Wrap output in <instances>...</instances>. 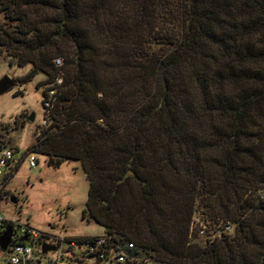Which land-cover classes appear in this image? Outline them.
<instances>
[{
    "label": "trees",
    "instance_id": "trees-1",
    "mask_svg": "<svg viewBox=\"0 0 264 264\" xmlns=\"http://www.w3.org/2000/svg\"><path fill=\"white\" fill-rule=\"evenodd\" d=\"M0 14V53L30 65L16 81L45 76L46 124L22 154L79 161L104 229L62 242L103 238L121 264H264V0H0ZM198 212L232 233L199 239Z\"/></svg>",
    "mask_w": 264,
    "mask_h": 264
},
{
    "label": "rangeland",
    "instance_id": "rangeland-1",
    "mask_svg": "<svg viewBox=\"0 0 264 264\" xmlns=\"http://www.w3.org/2000/svg\"><path fill=\"white\" fill-rule=\"evenodd\" d=\"M2 21L0 14V23ZM29 70L30 65H10L6 54L0 53V79L8 75L15 82L10 91L0 95V145L17 150L18 155L35 142L43 122V87L46 86L39 87V84L45 76L37 74L24 84L16 81ZM31 112L35 115L30 122ZM88 186L79 161L65 160L55 168L47 164V157L36 154L34 168H29L28 160L24 159L6 183L0 213L7 219H17L56 238L100 236L104 234L103 227L84 214ZM13 198L14 203L11 202ZM201 216L199 212L194 216V226L199 222L198 228L203 229L202 234L198 233L199 239L213 238L224 232L222 223L216 224Z\"/></svg>",
    "mask_w": 264,
    "mask_h": 264
},
{
    "label": "built area",
    "instance_id": "built-area-1",
    "mask_svg": "<svg viewBox=\"0 0 264 264\" xmlns=\"http://www.w3.org/2000/svg\"><path fill=\"white\" fill-rule=\"evenodd\" d=\"M54 63L60 67L61 59H54ZM61 81V77H57L56 83L60 84ZM49 93L52 95L54 90ZM44 106L49 107V102L44 103ZM45 124L46 122L43 120L42 126ZM24 159L28 160L29 168L35 167L36 153L18 155L14 149L8 146H0V201L6 183L16 173V166ZM7 229H10L13 234L7 247L4 250L0 249V264H86L87 261L93 262V264H121L127 257V253L123 249L105 252L101 248L104 243L103 238H98L93 245L77 244L75 241L62 242V238L37 231L29 224L21 223L17 219H7L0 213V235ZM199 233L202 234L203 229H199ZM224 233H231L230 224L227 223L224 226ZM21 238L24 240H20ZM43 243L56 246V251L42 253ZM134 247L132 242L124 244V248L127 250H132ZM49 254L51 255L49 256ZM76 255L84 257L81 263L74 260Z\"/></svg>",
    "mask_w": 264,
    "mask_h": 264
},
{
    "label": "water",
    "instance_id": "water-1",
    "mask_svg": "<svg viewBox=\"0 0 264 264\" xmlns=\"http://www.w3.org/2000/svg\"><path fill=\"white\" fill-rule=\"evenodd\" d=\"M14 86H15V82L8 75H4L0 79V95L10 91ZM34 115L35 114L33 112L30 113L28 117V120L30 122L34 120ZM11 202L14 203L15 199L13 198ZM12 234H13L12 231L10 229H7L0 235L1 250H4L7 247V245L10 242ZM20 240H24V238H21ZM56 249H57L56 246L47 243H43L41 247L42 253L54 252L56 251ZM60 252L62 253V250H60Z\"/></svg>",
    "mask_w": 264,
    "mask_h": 264
}]
</instances>
